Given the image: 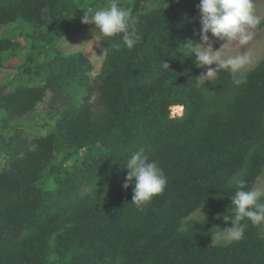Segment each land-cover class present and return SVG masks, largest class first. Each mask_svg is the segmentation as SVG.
Masks as SVG:
<instances>
[{
    "label": "trees",
    "instance_id": "16d2710c",
    "mask_svg": "<svg viewBox=\"0 0 264 264\" xmlns=\"http://www.w3.org/2000/svg\"><path fill=\"white\" fill-rule=\"evenodd\" d=\"M147 1L139 0L130 11L137 43L129 49L122 34L116 35L96 105L61 119L57 134L36 139L32 149L22 146L0 169V264H47L51 254L63 262L72 257L74 264H264V237L247 219L241 222L248 225L243 238L226 250L208 251L204 230H180L182 219L200 206L217 208L225 190L239 181L245 180L244 190L252 189L262 172L264 59L239 76V85L224 69L199 83L200 67L186 44L200 39V0L151 9L142 7ZM71 4L0 0V29L17 22L53 25ZM12 48L9 38L0 39V60ZM46 87L6 94L1 108L13 116L28 113ZM175 106L183 112L171 117ZM63 139L86 145L89 152L100 145L104 153L85 165L87 180L43 191L36 182L50 159L49 147ZM141 147L163 169L162 193L170 197L155 196L145 210L125 205L131 216L123 215L124 223L113 230L104 213L126 191L124 164ZM208 182L221 189L215 201L203 192Z\"/></svg>",
    "mask_w": 264,
    "mask_h": 264
},
{
    "label": "rangeland",
    "instance_id": "374dc122",
    "mask_svg": "<svg viewBox=\"0 0 264 264\" xmlns=\"http://www.w3.org/2000/svg\"><path fill=\"white\" fill-rule=\"evenodd\" d=\"M139 0H118L120 6L129 12L135 7ZM199 1V0H198ZM71 8L51 24L43 23L41 26H32L25 22L5 25L0 29V39L9 38L12 42V49L3 52L0 60V98L6 94L16 92L20 88L38 89L47 85L44 98L38 102L35 108L28 113L21 115L8 114L0 105V169L10 161V156L22 146L33 148V141L41 137L57 134V124L65 117H72L82 108L95 106L99 99L97 86L99 79L106 71L107 54L117 43L116 36L104 37L92 25L83 24L81 18L84 11L88 9H99L106 7L108 0H71ZM185 0H148L143 8H157L160 4L165 6H179ZM254 14L264 17V0H254ZM143 8L139 10L143 12ZM264 19L261 24L252 31L253 39L247 45L239 46L233 44L227 50V54H235L236 51H250L251 62L246 65L238 74L241 76L246 71L253 69L264 59ZM214 48H219L223 43L209 35ZM202 41L195 40V43ZM34 45L37 47L34 48ZM207 66L200 67V75L206 73ZM211 67H215L212 65ZM199 75V83L207 82ZM216 75L211 78L214 79ZM1 104V101H0ZM182 109V108H181ZM182 110L170 108V116H180ZM264 119V113H263ZM62 137V136H61ZM53 142L49 147L50 159L46 163L41 179L36 182V187L43 191L56 190L64 183L78 184L91 173L83 172L86 165L91 164L93 155H103L104 151L100 145L89 152L86 145L74 140H60ZM67 142V143H65ZM71 142V143H68ZM5 155V159H3ZM20 156V155H19ZM85 161H87L85 163ZM189 165L194 163L193 158L186 160ZM261 174L254 179L252 188L264 190V164L261 167ZM54 172L53 176H50ZM245 181V180H243ZM48 185L49 190L44 186ZM246 184V183H245ZM209 187V189H207ZM238 188V184L229 190H225V198L217 203V208L200 206L194 213L180 221L182 232L205 231L207 250L220 248L226 250L233 248L234 243H226L220 240L213 241V233L217 227L224 229L230 227L220 219L221 214L234 216L228 212L231 209V199ZM221 189L208 182L203 192L213 194L212 200L218 199L214 193ZM133 188L126 189L118 195L112 206L108 208L104 216L113 230L122 226L124 218L131 216L125 205H131L135 209L145 210L150 206L152 200L142 206L132 203ZM159 196V195H158ZM170 197V196H169ZM169 197H163L161 201ZM155 198V197H154ZM153 198V199H154ZM124 199L126 201H124ZM264 202V196L261 197ZM135 217L133 223L137 220ZM77 221L70 225L74 228ZM257 226L259 233L264 237V223ZM70 229V228H68ZM47 264H74L72 257L59 259L55 254L48 257Z\"/></svg>",
    "mask_w": 264,
    "mask_h": 264
},
{
    "label": "clouds",
    "instance_id": "9594fccd",
    "mask_svg": "<svg viewBox=\"0 0 264 264\" xmlns=\"http://www.w3.org/2000/svg\"><path fill=\"white\" fill-rule=\"evenodd\" d=\"M254 0H200L198 9L200 12V40L201 43L189 42L191 55L194 54L197 67L207 66L206 73L200 76L206 81H211L218 71L224 69L233 74L234 83L239 85L242 78L240 71L251 62L250 51H236L235 54H227V50L233 44L244 46L253 39L254 32L264 17L254 14ZM83 24L92 25L104 37H114L122 34L125 46L131 49L138 41L133 29L134 17L118 0H108L106 7L88 9L81 18ZM209 33L217 41L223 43L214 48L209 38ZM215 65V67H211ZM168 67V64L166 63ZM127 170L123 187L127 189L134 183L132 203L142 206L150 202L155 196L161 194L167 186V177L158 162L150 159L143 147L131 153L124 167ZM45 190L48 185L44 186ZM245 189V182L239 181L238 188L231 199V209L228 212L234 216L221 214L230 227L220 229L213 233V241L220 240L226 243L239 241L243 238L247 228L245 219L253 225L264 223V190L252 188Z\"/></svg>",
    "mask_w": 264,
    "mask_h": 264
},
{
    "label": "bare ground",
    "instance_id": "6f19581e",
    "mask_svg": "<svg viewBox=\"0 0 264 264\" xmlns=\"http://www.w3.org/2000/svg\"><path fill=\"white\" fill-rule=\"evenodd\" d=\"M173 108H175V110H178V111H179V110H182V109H181L182 107H180V106H175V107H173ZM181 112H182V111H181Z\"/></svg>",
    "mask_w": 264,
    "mask_h": 264
}]
</instances>
